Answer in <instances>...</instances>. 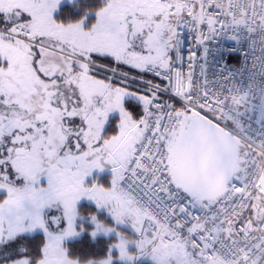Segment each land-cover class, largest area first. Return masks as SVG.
Returning <instances> with one entry per match:
<instances>
[{"label":"snow or ice","instance_id":"1","mask_svg":"<svg viewBox=\"0 0 264 264\" xmlns=\"http://www.w3.org/2000/svg\"><path fill=\"white\" fill-rule=\"evenodd\" d=\"M240 28L264 0H0V264H264L251 92L181 53Z\"/></svg>","mask_w":264,"mask_h":264},{"label":"built area","instance_id":"2","mask_svg":"<svg viewBox=\"0 0 264 264\" xmlns=\"http://www.w3.org/2000/svg\"><path fill=\"white\" fill-rule=\"evenodd\" d=\"M181 39V53L185 58L190 52L201 57L203 48L207 49L206 58L199 64L206 67L210 89L226 91L225 85L234 84L239 91L251 92L247 104L240 107L243 115L239 127L253 138L264 135V120L257 119V111L264 105V51L259 50L254 42L259 35L252 37L243 28L218 32L203 47H193V34L181 29Z\"/></svg>","mask_w":264,"mask_h":264},{"label":"trees","instance_id":"3","mask_svg":"<svg viewBox=\"0 0 264 264\" xmlns=\"http://www.w3.org/2000/svg\"><path fill=\"white\" fill-rule=\"evenodd\" d=\"M104 244L105 241L103 239L93 240L87 234H84L76 240L68 241L69 248L77 251L82 255L91 254L93 251H95L99 247H102Z\"/></svg>","mask_w":264,"mask_h":264},{"label":"rangeland","instance_id":"4","mask_svg":"<svg viewBox=\"0 0 264 264\" xmlns=\"http://www.w3.org/2000/svg\"><path fill=\"white\" fill-rule=\"evenodd\" d=\"M69 241H72V240H69Z\"/></svg>","mask_w":264,"mask_h":264}]
</instances>
